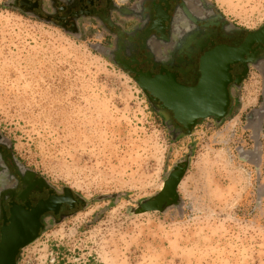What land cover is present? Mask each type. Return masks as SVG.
<instances>
[{
  "label": "rangeland",
  "instance_id": "obj_1",
  "mask_svg": "<svg viewBox=\"0 0 264 264\" xmlns=\"http://www.w3.org/2000/svg\"><path fill=\"white\" fill-rule=\"evenodd\" d=\"M207 1L246 31L264 25V0ZM12 3L0 0V133L29 168L85 202L22 264H264V132L244 110L250 99L258 117L264 108L262 73L235 92L221 124L175 136L134 77L94 50L111 52L106 28L74 33ZM188 161L181 204L133 215Z\"/></svg>",
  "mask_w": 264,
  "mask_h": 264
},
{
  "label": "flooded vegetation",
  "instance_id": "obj_2",
  "mask_svg": "<svg viewBox=\"0 0 264 264\" xmlns=\"http://www.w3.org/2000/svg\"><path fill=\"white\" fill-rule=\"evenodd\" d=\"M12 2V7L61 28L72 30L83 23H96L102 31L107 29L103 31L102 45L113 52L114 59L119 57L123 62H130V67L154 76L165 69L176 74L180 84L189 87L198 84L202 74L201 59L207 52L219 46L239 49L255 38L264 43V25L253 31L239 28L207 0H135L129 5L114 0ZM124 9L133 14L124 16ZM263 43L254 44L244 61L233 66L234 81L229 87L233 107L237 101L235 92L240 94L246 87L254 69L262 73L264 79ZM134 60L139 63L133 64ZM118 66L135 79V74ZM246 69L247 76L237 83ZM262 92L261 107L264 106ZM147 99L175 136L192 134L205 122L200 120L188 133L177 123L173 112L162 109L161 103L153 97L147 96ZM258 120L248 126L260 124L263 133L264 116H259ZM184 167V164L179 165L172 174ZM84 207L85 202L76 193L55 188L29 168L15 153L14 144L0 133V264H22L28 249L50 226L69 219Z\"/></svg>",
  "mask_w": 264,
  "mask_h": 264
},
{
  "label": "water",
  "instance_id": "obj_3",
  "mask_svg": "<svg viewBox=\"0 0 264 264\" xmlns=\"http://www.w3.org/2000/svg\"><path fill=\"white\" fill-rule=\"evenodd\" d=\"M122 14L130 17L133 13L124 9ZM72 31L75 33L77 29L73 28ZM256 43L262 44L263 41L255 38L247 41L239 49L219 46L207 52L201 59V78L198 84L192 87L180 84L177 75L165 69L154 76L150 72L146 73L130 67V62H123L119 60V57L117 60L114 59L113 52L107 53L100 47H94V50L110 58L117 65L123 66L129 73L135 74V81L140 89L148 97L151 96L160 102L162 109L173 112L177 123L191 133L200 120L215 119L218 124H221L231 115L233 106L229 87L234 81L231 71L234 65L244 61V56L249 54ZM138 63L136 60L133 61V64ZM247 73L248 69L236 82H242ZM259 115L260 118L264 116V108ZM189 165L190 161L185 163V167L179 172L171 174L161 192L152 199L139 203L138 208L132 211L133 215L148 212L164 213L169 208L181 204L179 189Z\"/></svg>",
  "mask_w": 264,
  "mask_h": 264
},
{
  "label": "crops",
  "instance_id": "obj_4",
  "mask_svg": "<svg viewBox=\"0 0 264 264\" xmlns=\"http://www.w3.org/2000/svg\"><path fill=\"white\" fill-rule=\"evenodd\" d=\"M245 88H244V90H246ZM240 97H241V93H240ZM236 103H237V101H236ZM248 104H249L248 105L249 107H247L246 105L244 107L245 108L244 110L246 112L245 113L246 114L245 118H246V121H247V125L250 124V123H252L254 125V124H256L259 121L258 120L259 117L257 115V106L255 105V100L254 99H250L248 101ZM259 108H261V107H259Z\"/></svg>",
  "mask_w": 264,
  "mask_h": 264
}]
</instances>
